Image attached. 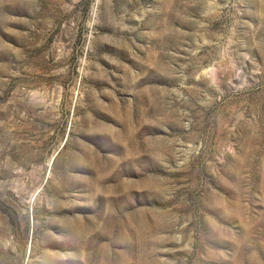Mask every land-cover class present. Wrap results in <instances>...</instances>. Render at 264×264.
Instances as JSON below:
<instances>
[{
    "label": "rangeland",
    "instance_id": "374dc122",
    "mask_svg": "<svg viewBox=\"0 0 264 264\" xmlns=\"http://www.w3.org/2000/svg\"><path fill=\"white\" fill-rule=\"evenodd\" d=\"M0 264H264V0H0Z\"/></svg>",
    "mask_w": 264,
    "mask_h": 264
}]
</instances>
